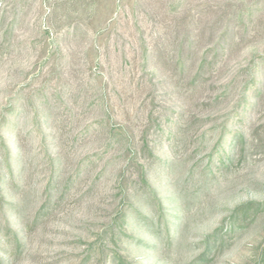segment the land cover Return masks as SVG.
Instances as JSON below:
<instances>
[{
	"label": "rangeland",
	"instance_id": "obj_1",
	"mask_svg": "<svg viewBox=\"0 0 264 264\" xmlns=\"http://www.w3.org/2000/svg\"><path fill=\"white\" fill-rule=\"evenodd\" d=\"M197 260L264 264V0H0V264Z\"/></svg>",
	"mask_w": 264,
	"mask_h": 264
},
{
	"label": "trees",
	"instance_id": "obj_2",
	"mask_svg": "<svg viewBox=\"0 0 264 264\" xmlns=\"http://www.w3.org/2000/svg\"><path fill=\"white\" fill-rule=\"evenodd\" d=\"M173 222H168V223H165L164 226H165V233L167 236L170 235V231H171V226H172ZM156 237V236H155ZM152 249H155L156 248V245H152L151 246ZM200 260H197L195 261V264L198 263Z\"/></svg>",
	"mask_w": 264,
	"mask_h": 264
}]
</instances>
